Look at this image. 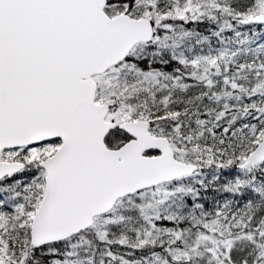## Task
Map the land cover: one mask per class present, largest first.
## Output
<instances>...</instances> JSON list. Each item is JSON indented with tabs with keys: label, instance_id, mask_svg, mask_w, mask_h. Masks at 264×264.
<instances>
[{
	"label": "snow or ice",
	"instance_id": "6c2138e0",
	"mask_svg": "<svg viewBox=\"0 0 264 264\" xmlns=\"http://www.w3.org/2000/svg\"><path fill=\"white\" fill-rule=\"evenodd\" d=\"M0 264H264V0H0Z\"/></svg>",
	"mask_w": 264,
	"mask_h": 264
}]
</instances>
